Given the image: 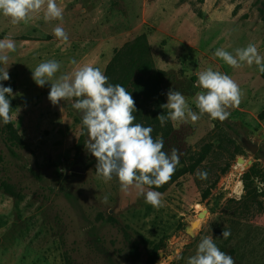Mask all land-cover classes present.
<instances>
[{"label": "rangeland", "instance_id": "374dc122", "mask_svg": "<svg viewBox=\"0 0 264 264\" xmlns=\"http://www.w3.org/2000/svg\"><path fill=\"white\" fill-rule=\"evenodd\" d=\"M159 1L57 0L62 20L45 22L41 9L16 25L0 13V36L16 43L15 51L7 53L8 64L1 65L16 86L11 116L23 140L10 148L0 131V182L15 193L0 189V264H145V253L139 258L131 252L132 240L141 236L162 245L156 264H187L206 236L235 264H264V140L255 136L264 133L258 119L264 85H257L261 96L245 85L260 81L255 63L232 68L214 55L220 48L235 55V49L252 43L264 57V0H165L160 9ZM174 19L178 29L186 26L187 37L182 36L186 46L177 58L181 65L165 70L169 79L160 93L165 103L169 89L178 90L199 115L195 96L202 89L196 86V73L208 68L229 75L242 97L238 106L227 108L230 116L224 122L202 115L195 122L169 120L161 126L154 105L139 115L141 96L131 94L135 123L151 127L153 139L164 140L163 151L179 150L177 166L188 165L206 145L211 148L196 172L170 184L162 192V206L154 208L135 187L122 192L117 176L106 183L97 175L96 158L85 148L88 131L73 101L53 105L50 83L38 87L32 70L56 60L61 65L57 76L85 64L106 74L116 54L143 34L157 44L151 55L164 66L169 42L170 55L180 48L171 39ZM57 25L67 33V42L54 36ZM118 75L108 83L117 84ZM242 138L259 145L258 152L245 148ZM240 158L253 165L234 175ZM76 166L85 172L71 173ZM198 171L206 172L207 179L198 178ZM225 226L231 233L227 239L221 235Z\"/></svg>", "mask_w": 264, "mask_h": 264}, {"label": "clouds", "instance_id": "9594fccd", "mask_svg": "<svg viewBox=\"0 0 264 264\" xmlns=\"http://www.w3.org/2000/svg\"><path fill=\"white\" fill-rule=\"evenodd\" d=\"M41 9L44 10L45 22L63 18V9L57 0H0V13L9 17L13 25L31 19L32 14ZM53 34L62 42L68 40L67 33L59 25L53 29ZM15 49L14 40L8 37L0 40V64L7 65V53ZM214 55L232 68H239L242 62L248 66L255 63L264 73V57L258 54L255 44L235 49V55L223 48L217 49ZM70 63L75 65L76 61ZM60 68L56 60L41 62L32 70V79L41 88L50 83L48 99L53 105L60 101H73L71 106L81 114L82 124L88 131L89 140L85 148L96 158L97 175L106 183L115 175L122 192L135 187L145 197V203L154 208L161 207L163 193L151 188H159L171 179L180 163L179 150L172 148L170 154L163 151L164 140L159 137L154 140L151 127L135 123L133 113L136 108L131 93L120 84L108 83V77L98 67L85 64L57 76ZM196 76V86L202 89L195 98L199 115L186 103L181 92L169 89L167 103L161 105L167 109V114L157 117L161 126L169 120L190 119L195 122L205 114L212 120L224 122L230 116L227 108L240 104L241 90L229 75L208 68L198 71ZM9 79L8 68H0V81ZM12 93L11 87L0 84V122L4 125L12 120L11 101L8 99ZM197 176L201 180L207 179L206 172L198 171ZM104 202H107V197ZM221 235L224 239L231 235L226 226ZM187 264H235V261L220 250L211 236H206L200 240L196 254L188 258Z\"/></svg>", "mask_w": 264, "mask_h": 264}, {"label": "trees", "instance_id": "16d2710c", "mask_svg": "<svg viewBox=\"0 0 264 264\" xmlns=\"http://www.w3.org/2000/svg\"><path fill=\"white\" fill-rule=\"evenodd\" d=\"M200 2L204 3L205 0H200ZM0 40H2L1 36ZM151 52L152 47L147 36L145 34L140 35L132 43L126 44L125 48L116 54L117 56H115L107 67L106 76L108 79H111L113 75L118 72L119 75L116 80L117 84L125 87L129 93L141 96L139 115L143 114V109L147 107L149 103H152L155 109L158 110V115H166L167 109L161 107L162 104L166 103L160 96V93L167 78L169 79V73L156 67ZM0 68H2L1 64ZM261 76L264 78V73H261ZM0 84H3L5 87H11L13 91L16 89V86L10 82V80L0 81ZM8 99L11 101V107L13 108L14 100L12 95L9 96ZM136 102H138V100ZM258 117L260 120H264V110ZM0 131L1 135H3L4 142L8 147L12 148L16 145L20 146V144L23 143L13 120L7 125L0 122ZM210 153L211 148L206 145L198 154L191 156L188 165H185L182 168L177 166L171 179L166 184L159 188L152 187V189L161 193L165 192L170 184L178 181L181 177L186 174H194L197 167L207 160ZM2 161V157H0V163ZM0 189L12 195L15 194L10 188V185L4 181L0 182ZM208 194L209 190L203 192L204 197H207ZM131 243L132 254H135L139 258L142 257L144 253L146 254L145 264L157 263L162 251V245L156 243L152 245V241L142 236L139 240H132ZM141 246H143V250L141 249ZM144 249H146L147 252H143Z\"/></svg>", "mask_w": 264, "mask_h": 264}, {"label": "crops", "instance_id": "0c3cea01", "mask_svg": "<svg viewBox=\"0 0 264 264\" xmlns=\"http://www.w3.org/2000/svg\"><path fill=\"white\" fill-rule=\"evenodd\" d=\"M165 0H160L159 1V9H160V4L161 3H163ZM156 2H158V1H156ZM155 2V3H156ZM151 8H153V6L151 7ZM147 9V7H145V10ZM150 11V10H149ZM173 18H174V16H173ZM178 19V18H177ZM174 22H175V28H174V31L172 32V34H173V36H174V38H172L171 37V39L173 40V39H175V40H177L178 42H179V46H180V48H179V50L177 51V53H175L174 55H170L168 52H167V50L169 49V46H170V44L172 43V41L171 42H169V44L167 45V47H166V51H165V53L167 54V57H166V60L169 58V60H168V62L165 60L164 62H163V64H164V66L163 65H161L159 62H157L158 60H157V58H155V62L157 63V67L159 68V69H162V70H168L169 68H177L179 65H181V63L180 62H178L177 61V58L180 56V52H182L184 49H183V46H186V44L185 45H183L184 43H185V41H184V39L182 38V36H186L183 32L185 31V29H186V26L183 28V29H178V23H176V21H175V19H174ZM170 33L171 32H168V35L170 36ZM154 34V33H153ZM148 37H149V40H150V43H151V45H152V48H153V53H154V51H156L155 50V45H157V44H155V42H153L152 41V37H151V35H148ZM187 37V36H186ZM187 43V42H186ZM169 63H171L172 64V66L171 65H169ZM254 73H256V71L254 72ZM254 73L252 74V75H254ZM258 78L260 79V81H257L256 83H251V82H249V80L248 81H246V83H245V85H247V84H250L249 85V90H253V94L254 95H258V96H261V88H259V87H257V85H264V78L261 76V72L258 74ZM252 79V78H251ZM244 80H247V77L245 76V78H244ZM263 99H264V93H263ZM260 114V113H259ZM206 116V115H205ZM259 116V115H258ZM258 119H259V117H258ZM260 120V119H259ZM260 124L263 126V132H264V120H260ZM255 136H261L262 138H263V140H264V133L263 134H261V132L259 133V132H257L256 133V135ZM259 146V145H258Z\"/></svg>", "mask_w": 264, "mask_h": 264}, {"label": "water", "instance_id": "95a60500", "mask_svg": "<svg viewBox=\"0 0 264 264\" xmlns=\"http://www.w3.org/2000/svg\"><path fill=\"white\" fill-rule=\"evenodd\" d=\"M196 98V96H195ZM207 117H209L207 114H205ZM81 116V114H80ZM241 142L243 144V146L247 149H249L253 154H256L259 150V146L255 143H253L251 140L247 139V138H242ZM84 173L85 170L82 167L76 166L73 167L72 172L71 173ZM205 216V213H201L200 214V218H203ZM160 256H162V253L160 254Z\"/></svg>", "mask_w": 264, "mask_h": 264}, {"label": "bare ground", "instance_id": "6f19581e", "mask_svg": "<svg viewBox=\"0 0 264 264\" xmlns=\"http://www.w3.org/2000/svg\"><path fill=\"white\" fill-rule=\"evenodd\" d=\"M253 165V162H250L249 160H245L244 158H240L239 165L235 166L234 175H242L246 173ZM198 208L201 207L200 204L197 205Z\"/></svg>", "mask_w": 264, "mask_h": 264}]
</instances>
